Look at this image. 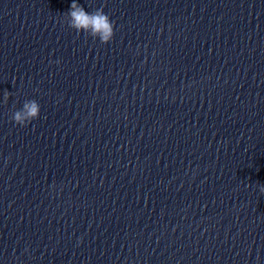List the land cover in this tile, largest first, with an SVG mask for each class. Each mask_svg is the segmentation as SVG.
Instances as JSON below:
<instances>
[{"label": "clouds", "instance_id": "9594fccd", "mask_svg": "<svg viewBox=\"0 0 264 264\" xmlns=\"http://www.w3.org/2000/svg\"><path fill=\"white\" fill-rule=\"evenodd\" d=\"M67 26L77 34L83 32L92 38H98L102 44H108L114 36V22L104 12L103 8H96L88 13L73 0L70 11L64 14ZM10 93L5 91L3 102L7 104ZM40 104L36 100H26L21 109L12 113L11 120L21 127L26 126L40 115ZM259 191L264 194V184L257 182Z\"/></svg>", "mask_w": 264, "mask_h": 264}]
</instances>
